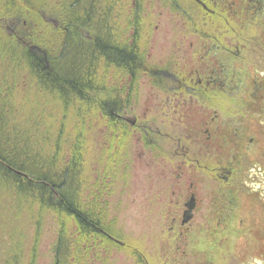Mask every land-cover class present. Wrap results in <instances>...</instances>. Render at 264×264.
Instances as JSON below:
<instances>
[{
	"label": "trees",
	"instance_id": "trees-1",
	"mask_svg": "<svg viewBox=\"0 0 264 264\" xmlns=\"http://www.w3.org/2000/svg\"><path fill=\"white\" fill-rule=\"evenodd\" d=\"M116 1L0 0V264H37L48 222L52 264H85L114 245L96 193L84 201L93 156L83 131L100 123L117 140L127 130L102 72H149L139 46L146 0H131L128 40L115 28Z\"/></svg>",
	"mask_w": 264,
	"mask_h": 264
},
{
	"label": "rangeland",
	"instance_id": "rangeland-1",
	"mask_svg": "<svg viewBox=\"0 0 264 264\" xmlns=\"http://www.w3.org/2000/svg\"><path fill=\"white\" fill-rule=\"evenodd\" d=\"M114 6L118 15L115 28L123 38L131 39L133 26L127 25L133 13L131 0H117ZM196 6L191 0H146L141 9L139 46L149 72L137 79L115 68L102 72L107 86L115 88L123 100L121 116L131 123L125 122L127 130L117 140L108 137L104 125L102 128L95 123L90 127V123H85V159L93 156V161L86 163L83 173L84 201L91 203L92 194L96 193L104 223L110 224L114 239L119 242L107 251H99L97 257L86 254L85 264L209 262L208 239L212 230L207 216L209 189L214 181L196 173L192 163L193 157L205 148L206 128L201 123L208 114L191 97L170 94L167 98L162 90V82H168L163 72L185 74L199 64L195 50L206 31V14ZM244 34L247 32L242 31ZM246 37H250L249 33ZM178 46L186 54H176ZM248 56V60L256 61ZM245 65L248 74L254 67L264 76V60L260 64L247 61ZM247 121L252 123L257 137H264V115L259 119L248 115ZM64 126L70 128V124ZM144 137L152 138L144 141ZM152 142L159 148H149ZM216 157L221 162L227 158L220 150ZM252 182L251 188L260 186L264 191L262 181ZM191 194L197 198L198 208L192 219L184 223L183 203ZM259 195L264 197V192ZM262 222L253 220L242 232L240 264H264V257L258 255L259 249L264 248ZM51 225L48 222L41 233L37 264H52L55 232ZM227 264L233 263L230 260Z\"/></svg>",
	"mask_w": 264,
	"mask_h": 264
},
{
	"label": "flooded vegetation",
	"instance_id": "flooded-vegetation-1",
	"mask_svg": "<svg viewBox=\"0 0 264 264\" xmlns=\"http://www.w3.org/2000/svg\"><path fill=\"white\" fill-rule=\"evenodd\" d=\"M191 1L208 14L205 34L196 44L199 64L185 74L163 72L168 82H162V90L167 98L191 97L208 114L201 123L206 128L205 148L192 160L196 173L214 181L209 189L207 223L212 231L207 263L240 264L242 232L253 220L258 224L264 220V197H259L264 191L250 187L252 181L264 183V137H257L247 121L248 115L257 119L264 115V76L254 67L248 74L245 65L264 60V0ZM181 49L178 46L176 54H186ZM249 54L256 61L248 60ZM150 144L151 149L159 148ZM219 150L227 156L223 162L216 157ZM183 204L187 223L198 208L197 198L191 194ZM258 255L264 257V248Z\"/></svg>",
	"mask_w": 264,
	"mask_h": 264
},
{
	"label": "bare ground",
	"instance_id": "bare-ground-1",
	"mask_svg": "<svg viewBox=\"0 0 264 264\" xmlns=\"http://www.w3.org/2000/svg\"><path fill=\"white\" fill-rule=\"evenodd\" d=\"M126 119H123V121H125ZM151 130V129H150ZM112 238V237H111Z\"/></svg>",
	"mask_w": 264,
	"mask_h": 264
}]
</instances>
